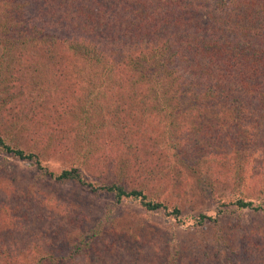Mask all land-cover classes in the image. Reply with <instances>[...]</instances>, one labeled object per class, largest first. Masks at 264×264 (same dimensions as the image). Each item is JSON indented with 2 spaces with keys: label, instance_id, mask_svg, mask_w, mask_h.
<instances>
[{
  "label": "trees",
  "instance_id": "1",
  "mask_svg": "<svg viewBox=\"0 0 264 264\" xmlns=\"http://www.w3.org/2000/svg\"><path fill=\"white\" fill-rule=\"evenodd\" d=\"M183 2L0 0V188L22 190L16 204L7 206L0 199V264L13 263L10 247L18 243L12 244V239L31 220L41 223L38 229L44 243L40 242L42 248L35 256L28 257L29 264H62L61 259L56 261L49 254L50 242L56 238L72 244L65 264L79 258L82 264H100L95 258L100 257L101 250L107 255L118 251L121 244L128 253L112 264H145L152 254L154 259L156 254L162 256L161 264H181L177 247L167 246L159 233L137 235L126 224L117 226L120 220L116 219L107 224L98 222L89 232H78L76 227L70 229L68 222L42 220L41 213L38 216L31 210L34 192L42 186L44 176L76 180L92 191L112 194L116 201H139L148 210L166 208L143 190V185L151 184L147 182L151 181L149 176L158 175L153 169L136 178L141 183L128 179L134 168L141 171L152 166L149 156L154 150L147 149L151 144L144 139L143 130L135 129L133 114L125 105L141 104L142 111L159 114L165 125L163 133L170 135L168 145L175 154L179 149L176 143L186 142L173 134L179 126L188 130L207 126L195 156H208L218 163L219 158H226L239 172L250 173L247 168L254 157L249 151L258 148H253L246 135L242 110L248 109L249 103L264 109V80L258 81L264 65V45L255 54L252 48L258 42L251 41L258 34L264 37V0H240L235 18V13L228 11L224 19L213 10H205V21L201 20L202 8L209 0H203V4L200 0H190L189 5ZM250 9L254 13L248 12ZM114 18L119 22L112 27L109 21ZM122 37L127 43L119 41ZM253 56L260 57L259 63ZM128 61L133 65L126 64ZM187 68L191 75L184 73ZM26 78L30 80L27 87L41 96L27 102L29 108L19 105ZM61 89L70 97L63 102L50 97ZM111 106L115 109L110 110ZM105 111L111 115H103ZM122 111L127 116L124 119ZM231 131L236 133L230 135ZM122 141L129 142L124 145ZM133 145L137 147L131 148ZM51 149H63L68 154L74 151L73 165L55 174L46 161ZM130 153L136 161L128 159ZM6 156L12 158L11 164ZM21 162L36 166L29 169V178L20 182L14 166ZM194 164L195 160L185 167L196 169ZM87 165L91 166L90 174L106 172L113 181L100 185L98 180L97 184L88 181ZM172 169L169 166L167 171ZM232 202L239 208L264 213V200L259 205L242 197ZM173 212L180 214L177 208ZM108 225L113 227V235H126L129 241L117 244L116 235L107 234L109 229L103 231ZM104 236H113V243ZM148 241L155 242L153 252L135 259L132 248ZM25 249L28 251L29 246L20 244L18 253ZM104 258L109 261L112 257Z\"/></svg>",
  "mask_w": 264,
  "mask_h": 264
},
{
  "label": "rangeland",
  "instance_id": "2",
  "mask_svg": "<svg viewBox=\"0 0 264 264\" xmlns=\"http://www.w3.org/2000/svg\"><path fill=\"white\" fill-rule=\"evenodd\" d=\"M189 1L185 0L183 3L189 5ZM239 1L209 0L210 3L202 8L201 16L204 19L201 20H206L205 10H213L218 16L224 17V19L226 18V14L224 13L228 11V13H235V18L236 9L240 8L238 6ZM200 2L203 4V0H200ZM253 7L254 9L257 8ZM248 12L254 13L252 9ZM126 14L128 15L129 12ZM114 21L110 20L109 25L112 24V27L117 26V22L119 21H116V18H114ZM68 29H70L69 26ZM119 41L127 43L124 37L120 38ZM251 41L258 42V45L252 48L256 51V54L264 45V37L258 34L253 36ZM253 57L256 59L254 62L259 63L260 57ZM126 64L129 66L133 65L130 61L126 62ZM37 68L42 67L38 65ZM28 72H30V69H28ZM184 73L191 75L188 68L184 70ZM261 73L262 76L258 75V81L264 80V65L262 70L258 72V74ZM61 82L63 81L60 80L59 83ZM29 84L30 80L26 78V83L23 84L26 86V89L20 96L19 101V105L26 106V108L31 107L27 105V102L41 97L37 95L36 89L27 87ZM117 94L119 95V92ZM50 97L63 102L70 95L61 89L59 92L52 93ZM147 100V103L150 104L148 98ZM260 101L262 103V98H260ZM139 105L143 109L142 105ZM139 105H135L134 107L132 105H125V108L131 116L133 114L134 120L132 118V122L135 123V129H141L145 132L144 139L148 141V145L151 144L147 149L150 150L151 148L154 150L153 154L149 156V163L152 166L146 167L141 171L134 168V173L130 172L132 177L128 179L132 183L140 182L136 178L144 174L148 169H153L155 174L158 173V175L149 176L151 181L147 182L151 184L143 185V190L152 201L165 204V209L148 210L139 201L130 199L116 201L112 194L104 191H92L76 180L68 179L61 181L54 177L44 176L41 179L42 186L34 192L35 202H31V210L38 213V216L41 213L44 217L42 220H63V222H68L70 229L76 227L78 232H89L90 228L98 222H100L98 224H107L112 223V220L116 219L120 220L117 226L121 227L123 224H126L129 228L134 229L138 233L137 235L153 236L159 233V236L169 244H166L167 246L177 247V251L179 250L180 252L179 259L182 260L181 264H264V213L250 208H239L232 202V200L234 201L242 197L243 200H252L255 205L263 203L264 109L260 105L249 103L248 109L242 110L246 115L245 122L243 123L246 135L250 137L253 148H258L249 151L254 158H251L250 168H247L250 170V173H244V171L239 172V169L236 170L233 161L230 163V160L227 161L226 158H219L218 163L212 161L208 156L207 158L195 156L198 155L197 148L202 142L200 139L205 138L203 134L206 132L207 126L202 127V129L199 126H195L190 130L179 126L173 134L175 137L185 138L186 142L180 143L181 146L178 142L176 143L179 149L176 150L175 154L169 148L168 141L170 135L163 133L165 125L160 120L159 114L153 111H148L149 113L144 112ZM113 109L115 107L111 106L110 110ZM21 110L25 111V108H21ZM230 114H233V112L231 111ZM103 115L109 116L111 112L107 113L105 111ZM226 115L224 114L223 116ZM121 117L123 119L127 117L123 111ZM6 120L7 122L10 121ZM213 127L217 128L215 123H213ZM208 132L211 133L209 129ZM234 133L236 132L231 131L230 135ZM126 142L129 141H125V143L122 141L124 145ZM136 147L137 145H133L131 148ZM68 150L70 152L71 147ZM49 151L46 157L47 167L55 172V174H58L63 169H69L73 165L71 162L75 158L74 151L72 154H68L63 149H51ZM6 157L8 164H11L12 158ZM134 157L130 153L128 159L136 161ZM194 160L196 161V164H194L196 169H187L185 166H189V163ZM220 161H222V166ZM34 165L33 162H21L15 165L16 179L21 182L26 180L25 178H29V169L34 170ZM162 166L167 168H165L166 171ZM169 166L173 167L170 172L167 171ZM90 170L91 166L87 165L85 179L87 178L92 183L97 184L96 181L98 180L100 185L103 182L111 183L113 181V177L106 174V172L98 170L94 174H90ZM21 192L22 190L19 191L11 187L0 188V199L2 201L5 200L7 206L16 204L18 203L16 199ZM174 208L179 209L180 214L175 215L173 212ZM0 222L3 223L2 220ZM40 224L39 220H31L29 225L21 229L19 228L18 235L12 239V244H18L10 247L13 263L7 264H29L28 257L35 256L36 252L40 251L42 248V243L40 244V242H43L38 229ZM0 226L2 225L0 224ZM112 228L110 225L104 226L103 231L105 232L109 229L106 233L113 235ZM115 235L114 240H117V244L124 241L128 242L130 239L126 235L122 238L118 234ZM0 236L2 237L3 233H0ZM113 236L104 237L107 242L112 244ZM61 239L63 238H56L51 241V246L48 249L49 254L53 255L56 261L59 258L62 262L59 261L65 264L68 261L67 256L70 254L72 244L70 245L67 239L60 241ZM20 244L28 245V251L25 249V251L18 253ZM154 246L155 242L152 241L134 246L132 251L136 254L135 259H143L144 255L151 254ZM125 248L123 244L119 245L118 251H113L116 256L111 254L113 252H108L106 255L101 250L99 252L100 257L95 258V260L100 264H108L111 261V264L117 263L115 260L119 262L120 255H127L128 252ZM119 252L122 253L120 254ZM102 255L112 258L106 261ZM152 255L145 261V264L156 262L161 264L162 256L156 254L157 257L154 259ZM71 259L76 258L72 257ZM56 261L53 263H56ZM82 262L81 258H79L76 262L73 260L71 264H82Z\"/></svg>",
  "mask_w": 264,
  "mask_h": 264
}]
</instances>
